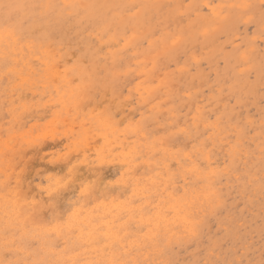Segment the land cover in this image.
I'll use <instances>...</instances> for the list:
<instances>
[{"label":"rangeland","instance_id":"374dc122","mask_svg":"<svg viewBox=\"0 0 264 264\" xmlns=\"http://www.w3.org/2000/svg\"><path fill=\"white\" fill-rule=\"evenodd\" d=\"M85 263L264 264V0H0V264Z\"/></svg>","mask_w":264,"mask_h":264},{"label":"bare ground","instance_id":"6f19581e","mask_svg":"<svg viewBox=\"0 0 264 264\" xmlns=\"http://www.w3.org/2000/svg\"><path fill=\"white\" fill-rule=\"evenodd\" d=\"M104 1V0H103ZM84 3V2H83ZM85 3H87V2H85ZM90 8H91V6H90ZM6 42V41H5ZM71 98V97H70ZM68 99V98H67ZM72 99V98H71ZM65 120V119H64ZM103 180V179H102ZM184 223H186V222H184ZM90 234V233H89ZM50 235V234H49ZM90 237H91V234H90ZM139 258V257H138ZM86 264V263H85Z\"/></svg>","mask_w":264,"mask_h":264},{"label":"snow or ice","instance_id":"6c2138e0","mask_svg":"<svg viewBox=\"0 0 264 264\" xmlns=\"http://www.w3.org/2000/svg\"><path fill=\"white\" fill-rule=\"evenodd\" d=\"M70 163V162H69Z\"/></svg>","mask_w":264,"mask_h":264}]
</instances>
